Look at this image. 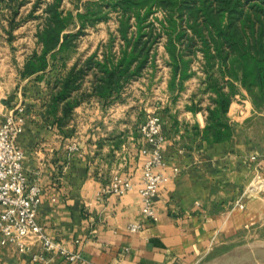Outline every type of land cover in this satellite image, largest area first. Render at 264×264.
<instances>
[{
	"label": "crops",
	"instance_id": "0c3cea01",
	"mask_svg": "<svg viewBox=\"0 0 264 264\" xmlns=\"http://www.w3.org/2000/svg\"><path fill=\"white\" fill-rule=\"evenodd\" d=\"M14 11L0 0V50L12 46L10 35L18 27L12 18L19 14ZM103 43L71 58L63 73H48L45 86L15 89L10 102L0 79V119L11 111L24 116L16 143L29 182L42 190L38 221L46 234L78 255L67 259L28 240L23 247L0 244V264H208L217 249L226 256L234 247L259 246L264 240V189L256 183L264 179V123H258L264 105H256L241 88L223 118L233 128L231 136L208 140L209 93L199 91L204 74L195 71L173 97L165 54L155 57V68L149 62L128 81L120 96L99 97L91 70L70 93L74 105H53L54 82L94 51L100 54ZM5 58L0 52V62ZM46 73L23 80L31 83ZM153 98H158L152 110L165 137L164 172L170 175L154 197L156 221L142 215L138 193L148 159L141 152L145 141L139 125ZM115 176L129 177L132 187L123 193L107 191ZM131 223L141 227L131 231ZM35 253L42 258L33 259Z\"/></svg>",
	"mask_w": 264,
	"mask_h": 264
},
{
	"label": "trees",
	"instance_id": "16d2710c",
	"mask_svg": "<svg viewBox=\"0 0 264 264\" xmlns=\"http://www.w3.org/2000/svg\"><path fill=\"white\" fill-rule=\"evenodd\" d=\"M15 1L6 0L11 6ZM40 0L33 2L32 15ZM63 0L45 1L44 17L35 36L38 49L27 57L21 76L45 72L50 60L72 48L88 26L116 19L114 31L91 53L53 84V105L71 107L84 76L94 70L93 89L105 101L120 96L125 84L149 64L155 68V48L162 42L170 68L169 89L181 90L193 71L192 56L204 78L201 92L209 93L204 135L225 140L233 128L223 121L232 98L243 88L254 103L264 104V0H86L75 13ZM17 10L14 11V14ZM77 20V22H76ZM76 22V31L71 24ZM100 55V56H99ZM176 87V88H175ZM67 99V101H65Z\"/></svg>",
	"mask_w": 264,
	"mask_h": 264
},
{
	"label": "built area",
	"instance_id": "2783aa9c",
	"mask_svg": "<svg viewBox=\"0 0 264 264\" xmlns=\"http://www.w3.org/2000/svg\"><path fill=\"white\" fill-rule=\"evenodd\" d=\"M24 121L21 111L4 115L0 119V244H14L23 247L28 240L37 242L42 249L61 254L74 260L77 254L57 239L46 234L38 221V209L41 203V187L31 183L23 170L24 154L16 143L20 125ZM139 131L145 141L141 152L148 154L142 165V181L138 188L141 199V213L147 220L156 221L157 213L154 197L163 182L170 178L164 170L167 163L163 158L165 137L159 115L148 112L139 125ZM71 148H76L73 143ZM179 168L172 167V173ZM132 187L129 177L115 176L107 191L123 193ZM264 189V179L256 183ZM141 223H131L129 230L136 231ZM42 258L41 253L33 254V259Z\"/></svg>",
	"mask_w": 264,
	"mask_h": 264
},
{
	"label": "rangeland",
	"instance_id": "374dc122",
	"mask_svg": "<svg viewBox=\"0 0 264 264\" xmlns=\"http://www.w3.org/2000/svg\"><path fill=\"white\" fill-rule=\"evenodd\" d=\"M36 0H24L21 4H18V1H15L10 8L13 10H18L19 14L16 16L14 15L12 21L18 27L15 29V32L10 35L12 37V46H7L6 49H1L0 52L5 54L6 58L3 62H0V79L2 80V90L6 92L8 90L9 96L5 98L7 101H11L13 99V95H10L16 90H34L45 86V79L48 76V73H63V66L65 63H70L73 57L83 56L86 51L90 49H94L98 43L107 42L109 39V33L114 31L116 27V19L115 16L112 15L110 19L107 21H101L97 23L95 26H88L85 28L84 32L79 36L76 40L74 46L61 54H59L55 59L50 60V65L46 69L44 73L45 76L43 78H37L30 83V81L23 80V76H21V69L23 68V62L25 57L30 54L34 49L38 48L35 32L37 26L39 25L40 21L44 17L43 7L45 5V1L48 0H40L39 6L37 10L32 14L29 15V10L33 5V2ZM86 0H63L62 7L64 9H71L75 13L77 8L83 6V3ZM4 18L2 15L0 16V20ZM77 22V20H76ZM76 22H73L70 26L72 31H76L78 26H75ZM163 43L160 42L156 45L155 48V57L162 58L164 54L167 56L164 47L162 48ZM160 48H162V54H160ZM76 53V54H75ZM197 56H201L199 52H197ZM197 56H192L191 61L189 63L190 69L193 73L184 79V82L189 80L195 71H201L199 67V62ZM163 66V65H162ZM168 75L170 76V68L167 66ZM203 79V78H202ZM201 79V81H202ZM44 81V83H43ZM184 83L182 88H184ZM202 86L200 85L199 91L202 90ZM173 90H170V93L173 94L172 96L175 97L176 89L172 87ZM245 90V89H244ZM246 91V90H245ZM247 93V91H246ZM250 97V95L247 93ZM251 98V97H250ZM158 98H153L151 102L147 103L146 108H150V110L146 111L143 109L142 117L145 118L148 112H152ZM256 104V103H255ZM257 105V104H256ZM258 105H264L258 104ZM261 123H264V119H260ZM250 242V241H249ZM259 246L249 245L247 248L240 249L239 247L232 248L231 252L228 253L226 256H220L219 252L223 249H217L216 254L214 256L209 257L208 264H264V240L260 241ZM238 246V244L236 245Z\"/></svg>",
	"mask_w": 264,
	"mask_h": 264
}]
</instances>
